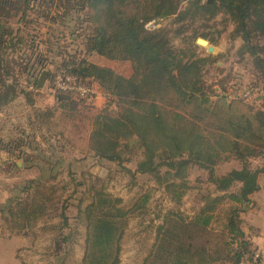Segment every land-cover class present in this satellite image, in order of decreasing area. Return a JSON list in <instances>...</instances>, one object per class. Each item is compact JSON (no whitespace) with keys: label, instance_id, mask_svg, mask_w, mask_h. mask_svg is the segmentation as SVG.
Returning <instances> with one entry per match:
<instances>
[{"label":"trees","instance_id":"trees-1","mask_svg":"<svg viewBox=\"0 0 264 264\" xmlns=\"http://www.w3.org/2000/svg\"><path fill=\"white\" fill-rule=\"evenodd\" d=\"M64 2H74L77 10L85 13L87 34L83 40L88 53L125 61L131 67V74L122 76L83 59L62 65L64 73L82 85H97L115 105L114 111L99 112L92 119L88 134L92 156L117 166L136 158L129 173L151 179L175 205L191 189L188 176L192 167L205 171L213 187L211 194L201 197L192 215L179 210L162 215L139 264H240L250 259L252 246L241 225L263 172L249 162L264 157V113L243 98L229 99L206 87L203 68L214 63L215 57L200 54L190 42L176 49L167 31L145 26L172 19L180 25L175 32L179 35L186 22H208L220 15L232 24L231 39L241 41L239 53L248 56L255 71L264 77V0ZM30 3L0 0V111L19 95L32 103L30 93L19 89L13 79L17 59L11 54L22 37L8 23L19 13L25 16ZM56 93L57 106L36 114L38 119L47 123L55 111L72 110L71 103L84 101L73 92ZM13 143L19 146L22 141ZM21 156L24 162L37 157L23 151L17 157ZM40 157L49 168L37 167V177L24 181L16 196L0 204L4 230L32 240L37 233L49 235L48 249L54 253L46 264H65L77 228L82 227L81 264H119L124 231L131 219L146 216L148 195L127 207L103 186L97 187L95 178L88 184L79 182L75 185H86L89 202L81 206L82 199L78 200L72 224L65 206L54 207L65 190L55 182L58 173L51 175L59 163ZM229 159L240 167L216 175L214 168ZM58 210L59 221H55L51 214Z\"/></svg>","mask_w":264,"mask_h":264},{"label":"rangeland","instance_id":"rangeland-1","mask_svg":"<svg viewBox=\"0 0 264 264\" xmlns=\"http://www.w3.org/2000/svg\"><path fill=\"white\" fill-rule=\"evenodd\" d=\"M77 8L74 2L67 4L64 0H31L25 16L22 17L19 13L8 21L22 37L21 44L11 54L17 59L13 79L19 89L30 93L32 103L25 96L19 95L13 103L0 111V204L4 205L16 196L24 181L37 177V167L49 168L40 154L52 163H59L51 175L58 173L55 182L58 188L65 190L61 191V198L54 207L65 206L66 215L72 224L76 219L78 200L82 199L81 206L89 202L87 187L76 186L79 182L85 181L88 184L95 178L97 187L103 186L127 207L138 197L148 195L146 216L133 218L128 222L120 243L119 264H139L153 242L154 227L161 223L162 215L168 210H179L188 216L192 215L200 205L201 197L211 194L213 187L208 183L205 171L192 167L188 176L191 189L184 194L181 203L175 205L170 202L163 188L157 187L151 179L129 173L135 168L136 158L117 166L93 157L88 148L92 119L99 112L115 110L109 96L95 84H81L91 94L81 97L84 101L71 103L72 110L55 111L47 123L38 119L36 114H43L57 106L55 97L59 89L54 86L55 80L62 75L72 77L62 70L64 63L83 59L122 76L131 74L128 62L109 60L87 52L83 40L87 34L85 13L79 12ZM145 27L167 31L171 44L176 49L183 48L190 42L197 46L200 54L215 57L214 63L203 68L206 87L214 89L216 94L228 96L229 99L243 98L246 103L264 113V77L255 71L248 56L239 53L241 41L231 39L232 24L224 22L220 15L208 22H186L179 35L175 32L180 25L173 24L172 19L148 23ZM201 35H205L207 39ZM200 38L213 48L212 53L208 52L207 46L197 44V39ZM43 71L47 72V76L41 86H38ZM34 78L36 84L33 83ZM12 140H21L22 143L15 146ZM22 151L37 157L24 162V157H17ZM249 164L253 169H263L260 175L264 177V157L252 159ZM239 167V163L229 159L216 166L214 172L219 176ZM262 186L264 187V183ZM259 210L252 202L247 212L251 211L254 217ZM59 213L58 210L51 214L53 220L59 221ZM4 227L0 217V264H46L51 261L50 254L54 250L48 249L49 235L37 233V237L32 240L27 235L8 234ZM241 227L243 229V218ZM83 232L82 227L77 228L73 251L65 264H81ZM252 232L248 227L244 232L245 239L251 246L249 236ZM256 257L257 254L253 256L254 260Z\"/></svg>","mask_w":264,"mask_h":264},{"label":"crops","instance_id":"crops-1","mask_svg":"<svg viewBox=\"0 0 264 264\" xmlns=\"http://www.w3.org/2000/svg\"><path fill=\"white\" fill-rule=\"evenodd\" d=\"M263 180L264 177L259 175V188L255 193L251 195V201L256 205V207L260 208V210L256 212L254 217L252 216L251 211L247 212L242 217L243 232H246V227L253 231L252 234L249 236V240L252 244V257L250 259H245L240 264H264V187L262 186V184L264 183ZM247 235L248 234L246 233V236ZM255 254H257V257L254 260L253 256Z\"/></svg>","mask_w":264,"mask_h":264},{"label":"built area","instance_id":"built-area-1","mask_svg":"<svg viewBox=\"0 0 264 264\" xmlns=\"http://www.w3.org/2000/svg\"><path fill=\"white\" fill-rule=\"evenodd\" d=\"M54 86L62 91L73 92L80 97L89 96L91 93L89 90L78 83L77 79L69 76H60L55 80Z\"/></svg>","mask_w":264,"mask_h":264},{"label":"water","instance_id":"water-1","mask_svg":"<svg viewBox=\"0 0 264 264\" xmlns=\"http://www.w3.org/2000/svg\"><path fill=\"white\" fill-rule=\"evenodd\" d=\"M208 1H210V0H208ZM197 44L200 45V46H207L208 52L212 53L213 48L208 46V42L206 40L201 39V38L197 39ZM46 76H47V72L46 71H43L40 74L39 81H38V86H41V84L44 81V79L46 78Z\"/></svg>","mask_w":264,"mask_h":264}]
</instances>
